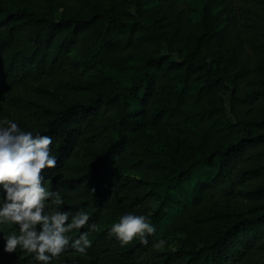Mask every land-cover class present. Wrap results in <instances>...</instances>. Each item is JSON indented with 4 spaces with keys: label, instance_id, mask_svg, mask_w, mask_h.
I'll list each match as a JSON object with an SVG mask.
<instances>
[{
    "label": "trees",
    "instance_id": "obj_1",
    "mask_svg": "<svg viewBox=\"0 0 264 264\" xmlns=\"http://www.w3.org/2000/svg\"><path fill=\"white\" fill-rule=\"evenodd\" d=\"M195 3L0 0V119L53 137L45 179L97 225L50 264H264V0ZM127 211L148 244L110 234ZM14 227L0 264H42Z\"/></svg>",
    "mask_w": 264,
    "mask_h": 264
},
{
    "label": "clouds",
    "instance_id": "obj_2",
    "mask_svg": "<svg viewBox=\"0 0 264 264\" xmlns=\"http://www.w3.org/2000/svg\"><path fill=\"white\" fill-rule=\"evenodd\" d=\"M51 135H42L20 127L15 119H0V225H14L2 235L5 252L17 249L34 254L36 261L50 264L69 246L86 254L93 241L89 233L97 228L89 223L87 211L61 209L64 194L50 187L44 169L55 168L57 157L52 154ZM71 239L73 229H83ZM110 234L127 244L139 238L148 244V236L156 232L151 217L134 211L123 213L109 230ZM166 240H158L153 247L162 248Z\"/></svg>",
    "mask_w": 264,
    "mask_h": 264
},
{
    "label": "rangeland",
    "instance_id": "obj_3",
    "mask_svg": "<svg viewBox=\"0 0 264 264\" xmlns=\"http://www.w3.org/2000/svg\"><path fill=\"white\" fill-rule=\"evenodd\" d=\"M194 1L196 2L195 6H196L197 10L200 9L201 4L203 3V0H194ZM213 12H215V10H213ZM99 67L101 69H103V74L105 76L113 78V80H115L117 83L123 84V83L127 82V80H128V76L125 74V72H116V70H114L110 66V64H108L105 61L101 62ZM227 114H228V112H227ZM174 245H175V241H174V243L169 245V248L173 249ZM70 256L72 258H76V259L88 260V258L86 256H84L81 253L76 252L75 250L70 253ZM261 261H264V258H262Z\"/></svg>",
    "mask_w": 264,
    "mask_h": 264
}]
</instances>
